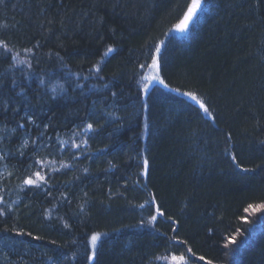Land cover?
<instances>
[{
	"label": "trees",
	"instance_id": "trees-1",
	"mask_svg": "<svg viewBox=\"0 0 264 264\" xmlns=\"http://www.w3.org/2000/svg\"><path fill=\"white\" fill-rule=\"evenodd\" d=\"M191 3H0V264H264V0Z\"/></svg>",
	"mask_w": 264,
	"mask_h": 264
},
{
	"label": "snow or ice",
	"instance_id": "snow-or-ice-1",
	"mask_svg": "<svg viewBox=\"0 0 264 264\" xmlns=\"http://www.w3.org/2000/svg\"><path fill=\"white\" fill-rule=\"evenodd\" d=\"M0 3H3V0H0ZM201 4H202V0H192V3L189 4V6L187 8V11L184 13L183 18L180 20L179 24L175 25V28L177 30H179V31H184L185 29H187V27L189 25V22L192 21L194 15L197 13V10L201 7ZM0 26H3V25H0ZM0 47H3L6 52H11L12 51L2 41H0ZM25 51L26 52H31V49H25ZM112 51H113V49L111 47H109L107 49V52L105 54H107L108 52H112ZM159 52H160V46L157 45L156 48H155V53H159ZM16 59L17 58L15 56H13V60H16ZM17 62L23 64V63H27L28 61L26 59H20ZM141 67L143 68L144 65H141ZM158 67H159L158 57H157L156 54H153L152 55V59H151V63L148 65V68L152 71L153 75L144 78V80L146 81L143 84V90L144 91H146L148 89L149 82H151L153 80H158V82L160 84H164V81L159 79ZM164 86L167 87V85H164ZM183 95L190 96V98L192 100L196 101V103L199 104V107L206 114H208L209 116H211V113L209 112V109L194 94H192V93H183ZM29 120H31V117H29ZM21 127H23V125H21ZM86 128L88 130H92L93 129V125L91 123H89V124L86 125ZM85 143H86V141H85ZM72 147H79V145H77L76 143H73ZM0 158H2V157H0ZM233 161L235 162V157H233ZM36 163L38 165H42L44 162L38 160V161H36ZM144 163H145V165H147V161H145ZM33 177H35V178L33 179ZM46 183H47V181H46L45 175L42 174V171H35V172H33L31 176L25 178L24 181H23V185L24 186H32V187H37V188L43 186ZM249 207L251 208L252 205H249ZM261 208H264V204L256 205V209L255 210L258 211ZM157 213L159 215H163V213H160L159 212V209H157ZM156 218H157L156 215H153L150 218V220L151 221H154V220H156ZM98 236H99V234H93L91 236V238H90L91 245L95 246L96 241L98 239ZM230 242H235V237H233ZM87 259L89 261L93 260V255H89L87 257ZM200 259H203V257H200ZM172 260L175 261V262H177V264H181V262L184 261V257L183 256H179L178 257L176 255H173L172 256ZM209 264H211V262H209Z\"/></svg>",
	"mask_w": 264,
	"mask_h": 264
},
{
	"label": "water",
	"instance_id": "water-1",
	"mask_svg": "<svg viewBox=\"0 0 264 264\" xmlns=\"http://www.w3.org/2000/svg\"><path fill=\"white\" fill-rule=\"evenodd\" d=\"M165 87V86H164ZM165 88H167V87H165ZM198 106H199V104H198Z\"/></svg>",
	"mask_w": 264,
	"mask_h": 264
}]
</instances>
